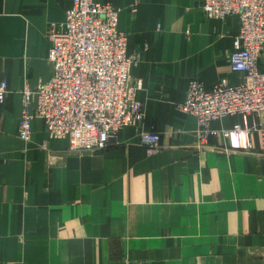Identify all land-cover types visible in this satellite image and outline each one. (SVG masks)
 Masks as SVG:
<instances>
[{"label": "crops", "instance_id": "1", "mask_svg": "<svg viewBox=\"0 0 264 264\" xmlns=\"http://www.w3.org/2000/svg\"><path fill=\"white\" fill-rule=\"evenodd\" d=\"M100 1L118 8L138 55L144 116L107 147L80 150L39 117L19 136L23 90L52 75L50 26L73 0H0V264H264V115L215 119L202 143L179 107L191 77L240 80L229 61L238 17L208 15L200 0ZM237 122L250 146L222 134ZM148 130L160 134L155 148L141 139Z\"/></svg>", "mask_w": 264, "mask_h": 264}, {"label": "built area", "instance_id": "2", "mask_svg": "<svg viewBox=\"0 0 264 264\" xmlns=\"http://www.w3.org/2000/svg\"><path fill=\"white\" fill-rule=\"evenodd\" d=\"M200 6L208 15L234 14L239 20L229 61L240 80L231 83L222 77L207 86L191 77L179 104L196 116L197 136L203 143L219 132L211 127L215 119L230 114L264 115V0H200ZM118 21V10L111 2L73 0L62 25L51 24L52 75L38 84L34 111L30 109V89L23 91L21 138L30 137L32 120L39 117L49 137H66L73 148L101 149L121 127L142 119L143 104L136 96L142 81L131 73L138 55L128 53V33L119 28ZM7 92L8 81L0 69V102ZM255 126L260 127L264 146V121ZM248 132L240 122L222 130L227 137H244ZM141 139L154 145L160 134L144 131Z\"/></svg>", "mask_w": 264, "mask_h": 264}, {"label": "rangeland", "instance_id": "3", "mask_svg": "<svg viewBox=\"0 0 264 264\" xmlns=\"http://www.w3.org/2000/svg\"><path fill=\"white\" fill-rule=\"evenodd\" d=\"M108 2H110V1H108ZM112 3V2H111ZM113 4V3H112ZM113 6L118 10V8L113 4ZM118 14H119V10H118ZM264 55V50H263V52H262V56ZM1 69V68H0ZM45 81V80H44ZM40 82H42V81H40ZM39 82V83H40ZM38 83V84H39ZM38 84H37V86H36V88L34 89V90H32L31 88H29L28 86V89H30V91H31V95L33 94V93H35V91H36V89H37V87H38ZM26 88V87H25ZM24 91V90H23ZM180 107V106H179ZM22 110H23V108H22ZM35 110V109H34ZM33 110V111H34ZM189 113V112H188ZM192 114V113H191ZM143 116H144V109H143ZM195 116V115H194ZM196 117V116H195ZM20 119H21V117H20ZM142 119H143V117H142ZM141 119V120H142ZM197 119V118H196ZM141 120L139 121V122H141ZM138 122V123H139ZM19 129H20V121H19ZM197 129H198V123H197ZM223 130H225V129H223ZM148 131H152V130H148ZM31 132H32V130H31ZM154 132H156V131H154ZM196 132H197V130H196ZM222 132V131H221ZM158 133V132H157ZM223 134V133H222ZM211 135H215V134H210L209 136H208V138L211 136ZM224 135V134H223ZM20 136V135H19ZM30 136H31V134H30ZM198 137V136H197ZM246 137V139H247V141H246V144L244 143V145H246V147L247 146H250V141H249V132H248V134L245 136ZM207 138V139H208ZM29 139V138H28ZM199 140V139H198ZM200 141V140H199ZM207 141V140H206ZM205 141V142H206ZM262 141H263V139H262ZM205 142H203V143H205ZM158 144V143H157ZM157 144H154V145H149L150 147H152V148H155L156 146H157ZM108 146V145H107ZM106 146V147H107ZM71 147V146H70ZM71 148H73V147H71ZM105 148V147H104ZM263 148H264V146H263ZM73 149H80V150H83V148H73ZM101 149H103V148H101ZM85 150H88V149H85ZM93 150H95V149H93ZM96 150H98V149H96Z\"/></svg>", "mask_w": 264, "mask_h": 264}]
</instances>
